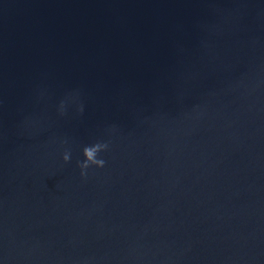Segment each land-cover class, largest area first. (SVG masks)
<instances>
[{"label":"water","instance_id":"1","mask_svg":"<svg viewBox=\"0 0 264 264\" xmlns=\"http://www.w3.org/2000/svg\"><path fill=\"white\" fill-rule=\"evenodd\" d=\"M0 264H264V0H0Z\"/></svg>","mask_w":264,"mask_h":264},{"label":"clouds","instance_id":"2","mask_svg":"<svg viewBox=\"0 0 264 264\" xmlns=\"http://www.w3.org/2000/svg\"><path fill=\"white\" fill-rule=\"evenodd\" d=\"M63 107V106H62ZM83 111V109H81ZM63 114V113H62ZM109 145L104 142H96L91 145H86L83 148V161H77V166L81 170V175L87 177L88 170L91 168H104L105 160L101 158L100 154L108 151ZM63 160L65 164L71 162V151L66 150L63 154Z\"/></svg>","mask_w":264,"mask_h":264}]
</instances>
